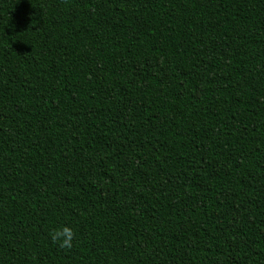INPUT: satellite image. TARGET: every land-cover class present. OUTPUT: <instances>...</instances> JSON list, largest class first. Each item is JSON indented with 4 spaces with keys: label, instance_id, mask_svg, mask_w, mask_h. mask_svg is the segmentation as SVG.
I'll return each mask as SVG.
<instances>
[{
    "label": "trees",
    "instance_id": "1",
    "mask_svg": "<svg viewBox=\"0 0 264 264\" xmlns=\"http://www.w3.org/2000/svg\"><path fill=\"white\" fill-rule=\"evenodd\" d=\"M0 264H264V0H0Z\"/></svg>",
    "mask_w": 264,
    "mask_h": 264
},
{
    "label": "clouds",
    "instance_id": "2",
    "mask_svg": "<svg viewBox=\"0 0 264 264\" xmlns=\"http://www.w3.org/2000/svg\"><path fill=\"white\" fill-rule=\"evenodd\" d=\"M77 233L72 227L60 226L50 232L53 243L58 244L59 248L70 250L74 246Z\"/></svg>",
    "mask_w": 264,
    "mask_h": 264
}]
</instances>
